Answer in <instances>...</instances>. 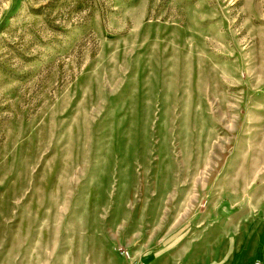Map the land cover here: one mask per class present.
<instances>
[{"label": "rangeland", "instance_id": "374dc122", "mask_svg": "<svg viewBox=\"0 0 264 264\" xmlns=\"http://www.w3.org/2000/svg\"><path fill=\"white\" fill-rule=\"evenodd\" d=\"M238 220L264 222V0H0V264Z\"/></svg>", "mask_w": 264, "mask_h": 264}, {"label": "crops", "instance_id": "0c3cea01", "mask_svg": "<svg viewBox=\"0 0 264 264\" xmlns=\"http://www.w3.org/2000/svg\"><path fill=\"white\" fill-rule=\"evenodd\" d=\"M226 230L227 238L224 236L225 226L221 223L215 227H203L197 232L198 237L189 239L183 247L162 246L148 252L140 251L135 256L139 255V259L148 264H248L256 257L255 248L260 243L264 261V238L260 239L264 234V222L244 228L238 220ZM241 233L245 235L243 239H240ZM117 264H127V260L121 258Z\"/></svg>", "mask_w": 264, "mask_h": 264}, {"label": "built area", "instance_id": "2783aa9c", "mask_svg": "<svg viewBox=\"0 0 264 264\" xmlns=\"http://www.w3.org/2000/svg\"><path fill=\"white\" fill-rule=\"evenodd\" d=\"M116 249H117V252H118L120 255H122V256L125 257L126 259H130L128 264H147V263L144 262V261H141V260H137V259H133V258H131L130 252H129V250L126 249V248H123V247L118 246Z\"/></svg>", "mask_w": 264, "mask_h": 264}]
</instances>
